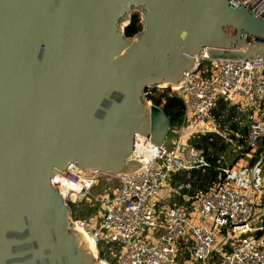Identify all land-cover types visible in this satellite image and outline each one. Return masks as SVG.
Returning <instances> with one entry per match:
<instances>
[{"label": "water", "instance_id": "water-1", "mask_svg": "<svg viewBox=\"0 0 264 264\" xmlns=\"http://www.w3.org/2000/svg\"><path fill=\"white\" fill-rule=\"evenodd\" d=\"M134 10L141 28L125 36ZM202 50L264 54V12L237 0H0V264H103L51 178L67 165L138 169L134 136L160 144L167 132L145 90L181 84Z\"/></svg>", "mask_w": 264, "mask_h": 264}, {"label": "built area", "instance_id": "built-area-1", "mask_svg": "<svg viewBox=\"0 0 264 264\" xmlns=\"http://www.w3.org/2000/svg\"><path fill=\"white\" fill-rule=\"evenodd\" d=\"M237 1L258 15L264 12V0ZM207 63L210 69L204 71L202 67ZM173 90L183 103V120L174 135H165L160 144L138 135L137 149L134 136L132 157L140 166L130 174L117 176L118 181L111 190L105 189L101 195L92 196L93 211L100 214L97 228L88 230L85 219H73L72 222L84 229L94 244L100 238V230L108 231L107 240L117 247L116 250L109 247L108 254L114 257V262L102 260L107 264H175L177 253L185 264L211 259H215L216 264H264V198H261L264 191L260 194L261 221L250 225L252 198L259 191L233 185L228 178L231 169L220 164V157L215 161L221 175L195 199L188 196L194 199L192 204L169 207L149 204L170 173L192 169L203 171L209 165L212 157L207 158L189 141L193 134L214 133L240 157L251 158L258 140L264 145V54L244 59L211 58L202 50L196 68L184 73L183 81ZM218 99L225 101L231 112L214 116L211 109ZM187 117L203 126L185 128ZM243 125L246 128L244 135L239 131ZM185 138L187 140L180 144ZM258 165L262 166L264 181V154L261 151L257 161L249 167V180L255 176L254 169ZM102 174L105 178L106 174ZM97 178L98 173L68 165L63 171L55 172L51 182L58 190L65 181L78 182L80 187L74 195L71 196V190L61 195L66 202L74 203L88 194ZM188 179L187 174L185 180L175 184L174 190H184L188 194ZM192 212L197 214V219L207 221L211 229L192 224ZM144 227L152 231L141 233ZM214 230L221 236L218 242L213 237ZM186 237L190 243L178 246Z\"/></svg>", "mask_w": 264, "mask_h": 264}, {"label": "trees", "instance_id": "trees-1", "mask_svg": "<svg viewBox=\"0 0 264 264\" xmlns=\"http://www.w3.org/2000/svg\"><path fill=\"white\" fill-rule=\"evenodd\" d=\"M141 26L139 23V16L137 13H131L128 23L123 26V33L125 36H132L134 33L140 30ZM145 98L150 101V103L158 107L167 120V132L166 136L170 137L174 135V131L180 126L183 120V103L180 96L177 92L168 93L167 91H156L150 90L145 93ZM225 111L231 112V107H228L226 102L218 99L215 105L211 109V113L217 117ZM246 128L241 129V134L244 135ZM195 147H197L207 158L212 157L209 165L203 170L192 169L189 171L179 170L169 174L168 181L170 184L174 185L182 180H185L186 175L188 174L190 182V189L188 190L189 194H197L203 192L207 187L211 185L212 182H215L220 174V170L217 169L218 165L216 159L219 158V155L222 152L230 149L223 140L214 133H201L197 132L192 135L189 139ZM257 149L253 152L252 157L248 160V165H252L258 159V152H263L264 154V145L262 140L257 141ZM113 187V186H112ZM181 192H184L182 190ZM199 193V194H200ZM198 195V194H197ZM67 205L71 210V216L73 219H79L81 217L87 216L89 212H92L91 205L88 207L86 203H72L67 201ZM83 205V207H81ZM102 240L98 238L96 241L98 257L107 260L108 262L113 263L114 260L108 257L106 253V248L104 245L109 246V241L102 244ZM117 247V245L115 246ZM225 248H229L225 246Z\"/></svg>", "mask_w": 264, "mask_h": 264}, {"label": "rangeland", "instance_id": "rangeland-1", "mask_svg": "<svg viewBox=\"0 0 264 264\" xmlns=\"http://www.w3.org/2000/svg\"><path fill=\"white\" fill-rule=\"evenodd\" d=\"M132 13H137L138 16H140V11L139 10H134ZM202 69L204 71H207L208 69H210L209 64H205ZM215 77V71H213V75L212 78ZM175 87L174 86H169L167 88L164 87H156V88H147L145 91H150V90H156V91H167L168 93H172L175 92V90H173ZM206 124V123H205ZM203 125H198L195 124L193 122H191L189 120V118L187 117L185 123H184V127L185 128H192V129H198L200 127H202ZM187 140L186 138L180 141V144L184 141ZM230 148V147H229ZM222 154L225 156L227 154H230L232 157H235V155L237 154V152L235 150H233L232 148L228 149L225 152H222ZM237 159H243L245 160L244 157H237ZM226 160V159H225ZM249 167H244L243 171L239 174L236 175L234 178L230 179V181L232 182L233 185L237 186L240 189L246 188L249 190H257L259 191V194L257 196H255L254 198H252V206H251V213L249 215V219L248 222L250 225H256L257 223H259L261 221L260 215H261V199H260V194L264 191V181H263V175L261 174V170H262V166L258 165L257 167H255L254 169V173L255 176H253L252 178H250L249 180ZM102 173H98V178H97V182L92 185V187L89 189L88 194L81 200H77L74 203H78L81 201V203H86V206L88 207L89 205H91L92 203V196L95 195H101V193L106 189V191L111 190L112 186H115L118 178L117 176H113V177H109L106 174V177L103 178ZM112 176V175H110ZM108 178V179H106ZM107 187H110V189H107ZM170 190L168 189V187H166L165 185H162L161 188L159 189V191L157 192V194L153 197V199H151L149 201V204L154 206V203H158L160 204V201L163 200L164 197L169 195ZM64 200V199H63ZM64 202L67 204V202L64 200ZM83 207V205L81 206ZM92 211H93V206L91 205ZM70 209V208H69ZM70 216H71V210H70ZM79 219H85L86 220V228L88 230H93L96 229L100 220V214L96 211L93 212H89V214L87 216L81 217ZM71 220H73L72 216H71ZM202 221V220H201ZM192 224H195L193 222H191ZM203 223L208 224L207 221H203ZM143 231L146 232H151L152 230L144 227L141 229V233H143ZM100 240L104 241L102 242V244H105V242H107V236H108V231L106 230H100L99 231V235ZM213 237L214 239L218 242L221 240V236L217 235L216 231H213ZM112 246V248L115 249V245L114 244H109V246L104 245V248H106V253L108 254V249L109 247ZM94 248H95V254H96V258L101 259L106 261L103 258H99L98 257V252H97V246L96 243L94 244ZM116 250V249H115ZM108 257L112 258L114 260V257H112L110 254H108ZM107 262V261H106Z\"/></svg>", "mask_w": 264, "mask_h": 264}, {"label": "crops", "instance_id": "crops-1", "mask_svg": "<svg viewBox=\"0 0 264 264\" xmlns=\"http://www.w3.org/2000/svg\"><path fill=\"white\" fill-rule=\"evenodd\" d=\"M244 125L245 124V120L242 119L241 120ZM242 126L240 127L241 129L245 126ZM240 133H241V130H239ZM219 157L221 158L220 160V164L223 165V166H228L230 167L231 171L229 173V176L228 178L229 179H232L234 178L236 175H239L242 171H243V168L244 167H250V165H248V160L250 159L249 157L247 156H242L245 158V160L243 159H237V157H240L238 154L235 155V157H232L230 154H227V155H223L222 153L219 155ZM226 159V160H225ZM262 174V172H261ZM166 187H168V189L170 190L169 192V195L164 197L162 201H160V204L158 203H154V205H157V206H161V207H169L171 205H190L192 204V201L199 195V193L197 194H186L184 192H176L174 190V185L170 184L168 179L166 180L165 184H164ZM186 196V198H185ZM188 196H193L194 199L191 200L188 198ZM196 196V197H195ZM192 198V197H191ZM191 216V220L193 223H196V224H199V225H206L207 227H210L211 229V226L208 224H205L203 223V221L201 222V220L197 219V214L195 212H192L190 214ZM190 243V239H188L187 237L181 241L178 246H182L183 244H188ZM186 261L182 260L179 256H178V253L176 254V258H175V264H185ZM195 264H216L215 263V259H211L209 261H205V262H197Z\"/></svg>", "mask_w": 264, "mask_h": 264}, {"label": "bare ground", "instance_id": "bare-ground-1", "mask_svg": "<svg viewBox=\"0 0 264 264\" xmlns=\"http://www.w3.org/2000/svg\"><path fill=\"white\" fill-rule=\"evenodd\" d=\"M178 85V84H177ZM177 85H166V84H161V85H155V87H159V86H161V87H169V86H174V87H176ZM135 137H136V149L138 148V146H139V142L137 141V139L139 138V136H138V134H136L135 135ZM135 147H134V143H133V149H134ZM136 152V151H135ZM68 166V165H67ZM80 186H79V183L78 182H72V181H70V182H68V181H65L64 183H63V185L59 188V190L58 191H60L59 193H60V195H62V193H65L66 191H68V190H71V196L72 195H74L75 194V191L76 190H78V188H79ZM58 189V188H57ZM78 228V227H77ZM84 235H85V237L88 239V242H89V244H90V247H91V249H92V251H93V253L95 254V248H94V241H93V238L84 230V229H81V228H78ZM101 263H103V264H107L106 262H104V261H101Z\"/></svg>", "mask_w": 264, "mask_h": 264}]
</instances>
